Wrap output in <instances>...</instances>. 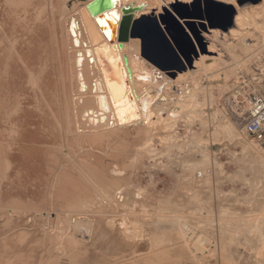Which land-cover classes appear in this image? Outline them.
<instances>
[{
  "label": "rangeland",
  "instance_id": "1",
  "mask_svg": "<svg viewBox=\"0 0 264 264\" xmlns=\"http://www.w3.org/2000/svg\"><path fill=\"white\" fill-rule=\"evenodd\" d=\"M193 1L196 2L193 3ZM261 1H180L186 6L180 5L177 7L178 10L183 13L200 12L204 18L203 20L186 19L187 22L195 24L198 37H195L185 25L181 24L187 33V39L182 40L181 45L183 50L188 52L191 64L188 63L183 53L178 52L177 54L181 62L191 70H197L193 65L202 57H205V63H213V67L210 70L201 71L197 79L202 87L206 86L213 93L214 98L201 104L199 112L202 115L194 117L190 122H186L184 116H181L175 126L169 129L170 135H172L169 141L177 142L174 145L168 143L167 146L162 147L164 144L158 140V142L155 141L159 131H153L152 147L154 151L140 149L139 145L130 142V131H117L105 137L99 149L91 150V154L100 157L101 163L106 164L109 169L115 165L122 169L121 174H118L117 177L123 178L128 183L129 194L126 203L130 204L131 201L137 200L139 203H144L148 210V213L141 212L138 206L132 210H123L126 213L127 226L130 224L135 226L138 234H141L140 236L147 241L132 243L107 236L105 238L109 243L107 247L102 244L104 242L102 232H105L103 231V220L106 216H110V213L113 214V209L109 210L111 211L109 214L105 210L110 204L105 203L106 199L101 197L102 195L97 190H91V185L89 187L79 185L71 188L67 186L68 188H66L65 184L69 178L74 175L77 178L75 170L66 164L67 162L71 163L72 159L74 160L76 153L71 154L70 160L65 157L63 149L60 148L55 149V155H51L49 147H58L56 142L54 143V139L51 144H48L51 146L41 147L49 133L47 129L51 126L53 118L50 116V110L56 111L55 98L57 95L55 94L59 82L63 94L66 93L64 90L67 93L69 91L67 90V81L62 82L64 75L62 76L60 68L61 61L64 62L63 64L67 62L66 53L63 57L61 55L65 52L61 0H53V11L43 12L39 17L36 10L40 7V0H32L31 5L27 8L23 7L20 3L21 0L18 2L0 0V162L6 158L12 164L11 168L7 170L8 176L0 182V201L4 204L7 203V206L0 207V264H7V262L8 264H38L40 259L46 258L49 247L47 231L54 227V217L56 218L58 214L49 211L43 216H34L32 211H27L25 208H13L11 204H20L26 199L39 201L45 194V190L51 188L53 182H58L56 188L57 195L60 197L73 198L77 190L83 191L82 193L95 192L99 196V198L90 196L88 201L93 206L84 211L95 223L92 227L95 228L93 234L89 236L87 233V236L85 230L77 233L78 235L75 237L79 238L76 239L69 253L61 246L59 251H52L55 256L63 258L62 264H130L133 261V264H141L143 258H146L147 261L153 259L150 264H195L197 262L202 264H226V262L229 264H256L257 259L260 258H257L255 251L261 248V243L253 241L252 247H246L244 236H246L247 223L240 222L238 218L247 214L257 199L264 198V190H251L245 181L253 177L254 172L250 168L252 165L257 164L261 169L264 168V143L257 142L247 135H243L244 138L239 140L236 137L224 138L221 134L212 136L211 133L226 121H230L239 133L243 132L242 121L231 110L228 103L231 89L238 74L243 70L235 69V75L233 74L234 76H231L229 81L226 82L224 79L225 74H232V70H230L232 54L240 57H243V54L239 49L231 51L229 44L235 43L236 40L229 35L224 38L222 34H229L230 29L235 28L234 23L230 26L228 22L232 13L235 17L238 10L250 11L252 8H257ZM142 6L145 8L146 5ZM207 9H209L212 18L211 25L205 18ZM169 11L174 14L172 8ZM257 20L260 19L256 18ZM181 22L183 21L181 20ZM211 30L218 31L219 39L210 36L212 35ZM86 38L92 43L95 39L94 33L89 32V36ZM170 42L175 48L172 41ZM246 42L252 43V38L247 39ZM208 47H211L212 50L208 51ZM148 50L162 62L166 64L171 62L168 54L165 51L161 52L155 42L149 43ZM213 59L216 61L214 62ZM254 59L253 56L248 64L249 71L243 73L252 72ZM65 70L67 71L66 68ZM178 72L181 73L183 70L166 71V74L177 80V76L180 74ZM27 83H31L32 86ZM173 89L177 90V86H174ZM199 100L201 101L202 98L199 97ZM46 104L48 107L45 106ZM207 114L212 115V118L210 117L209 122L205 124ZM32 137L33 139H31ZM119 138L125 139L120 143ZM251 140H254L262 148L259 157L249 148H244ZM60 142L62 144V140ZM36 146L40 150L34 152V155L38 156L32 157L29 155V151ZM80 150H76L78 154L82 152ZM157 151L159 152L155 153ZM203 151L208 152L210 157L218 164L220 163L219 166L223 169V171L215 172L212 178H208L212 172L210 166L194 168L191 166L193 162L202 158ZM48 155H51L52 159L48 160ZM189 173L194 176L195 185L199 184L200 187L195 199L191 196V191L188 190L189 185L187 181L184 182L183 178L184 174ZM258 179L264 183V173H260ZM182 183L186 185L184 186ZM91 188L93 189V186ZM137 192H139V197L136 196ZM105 196L108 198V195ZM159 206L166 209L165 212L170 210L168 215L181 213L184 216L183 219L186 221L181 226L190 238L189 240L182 237V242L179 243L178 240L176 244L172 240L171 231L168 233L170 240H162V242L158 239L161 234V226L156 224L157 217L159 218V215L156 214L159 211L156 212V210ZM223 209L226 211L224 214H222ZM195 210L198 212L194 213ZM193 213L201 215L194 219L191 216ZM204 213L210 214L213 219H206ZM30 217L33 218L30 219ZM81 219L84 221L86 216ZM98 221L101 223L99 224ZM135 222L137 223L135 224ZM47 223L49 226L46 225ZM148 225L150 226L147 227ZM109 231L114 232L113 229ZM145 232L147 233L145 234ZM82 240L86 241L82 242ZM156 249L160 253L159 256L163 257L159 263L154 261ZM185 252L187 257H183ZM261 262L264 260L261 259Z\"/></svg>",
  "mask_w": 264,
  "mask_h": 264
},
{
  "label": "bare ground",
  "instance_id": "2",
  "mask_svg": "<svg viewBox=\"0 0 264 264\" xmlns=\"http://www.w3.org/2000/svg\"><path fill=\"white\" fill-rule=\"evenodd\" d=\"M90 1L91 0H61L60 2L61 16L64 19L62 30L65 45V52L61 55L63 57L64 53H66L67 57L66 64H63L64 62L61 61L60 68L62 70V76L64 75L62 82L64 83L67 81V90L69 91L67 93V91L64 90L66 93L63 94L59 82L57 93L55 94L57 95L55 98L56 111L50 110V116H53L54 120L52 118L51 126L47 129L49 133L41 144V147L51 146L48 144H51L54 139V143L56 142L55 144L58 147H49L48 150L51 151V155H55V149L57 150L59 148L63 149L65 157L68 159L71 158V154L76 153L74 160L72 159L71 163L67 162L66 164H68V166L70 165L71 169L75 170L77 178L75 175L69 178L65 184L66 188L78 187L79 185L89 187V185H91L93 189L91 187L90 189L97 190V192L102 195L101 197L106 199L104 200L105 203L110 204L105 210L106 213L109 214L111 212L109 210L113 209V214L110 213V216L104 217L103 231L105 232H102V237L104 238L102 244L108 247L109 243L106 241L107 239H105L107 236L132 243L134 241L144 242L147 240L142 238V236H140L141 234H138L135 226L131 224L127 226L125 222L126 213H124L123 210H132L135 206H138L141 212L148 213L146 209L147 206L144 203L137 202V200L127 204V196L129 194V189H127L128 183L123 178L120 179L117 177L118 174H121L122 169L117 168L116 165L109 169L106 164L101 163L100 157L91 154V150L94 148L99 149L105 137L117 131H130V142L132 141L134 145H139L140 149H148L149 151H154L152 147L153 131H159L155 141L158 140L161 144H164L162 147L167 146L168 143L170 145L176 144L177 142L174 143L169 141L172 137L169 129L175 126L181 116H184L186 122H190L194 117L202 115V113L199 112L201 104L207 100L211 101L212 98H214L213 93L209 91L206 86L202 87L197 79L198 74H200L201 71L210 70L213 67V63H205V57H202L193 65L197 70H191L185 65L186 69L181 73L178 72L180 74H178L177 80H174L166 74V71L158 69L143 57L141 40L139 37H130L127 41L123 42H119L116 39V29L123 15V7H139V9H135L132 13L133 20L141 18L143 15L154 16L159 20L160 14L164 13L163 7L170 9L171 7H169L168 4L170 5L174 0H112L114 2L113 7H109L97 15H91L88 11L86 5ZM180 1L189 2L190 0ZM31 2L32 0H21L20 3L23 7H28ZM49 5L52 8L49 10L53 11L54 4L49 3ZM142 5H146L144 6L145 8H143ZM45 8L46 6L36 10L38 17L41 16L43 12H46ZM234 18L235 28L230 29L229 34H221L224 38L229 35L236 40L235 43L232 42L229 44V47L231 51L239 49L243 57L232 54V64L230 65L232 74H225L224 79L226 82L229 81L231 76L235 75V69L248 72L250 69L248 64L253 59V56L256 57L260 52L264 51V0L261 1V4L257 8H252L250 11L238 10ZM256 18L260 20L256 21ZM181 20L183 21L181 23H184V19ZM114 29L115 33L113 34L112 30ZM211 31L212 35L210 36L217 37V35H219V33H217L218 31ZM89 32H93L95 36L92 43L86 38L89 36ZM250 38H252L253 42H246L247 39ZM207 49L208 51L212 50L211 47ZM213 61L215 62L216 59H213ZM28 85H31V83ZM174 86H177V90L173 89ZM199 97L202 98L201 101ZM47 104L45 106H47ZM165 114L166 116H164ZM205 117H207L206 121H204L206 124V122H209V118H212V115L207 114ZM242 130L243 132L241 134L230 121H226L224 124L216 127L215 131L211 134L212 136L221 134L224 138L236 137L241 140L243 135H246L244 128ZM31 139H33V137ZM124 139L119 138L118 140L121 143ZM60 140H62V144L61 142L59 143ZM124 142L123 145L126 143ZM37 147L38 146L32 147L29 151L30 156H38L34 155V152L40 150V148ZM244 148H249L258 155V157L262 151V148H260L254 140L247 143ZM77 149H81L80 151L82 152L78 154V151H76ZM158 152L159 151L155 153ZM51 155H48V160L52 159ZM219 164L210 157L208 152L203 151L202 158L193 162L191 166L193 168L196 166H210L212 172L208 175V178H212L213 174L218 170L223 171ZM10 165L12 164H10L6 158L2 159L0 162V182L8 176L7 170L11 168ZM203 168L207 169L206 167ZM250 168L254 172L253 177L249 180L246 179V183L249 184L251 190H264V183L258 179L260 173H264V168L261 169L257 164L252 165ZM198 174L199 176L201 175L200 172ZM183 178L184 182L187 181L189 185L188 190L191 191V196L195 199L200 189L198 186L199 184L195 185L196 181L193 179L194 176L191 173L184 174ZM183 184L184 186L186 185L185 183H182V185ZM56 185H58V182H53L51 188L46 189L45 194H43L37 202L32 199H26L25 202L18 201L20 204H11L13 208H25L27 211H32V213L35 214L34 216H43L48 214L49 211L58 214L56 218L54 217V227L51 229L48 228L49 230L47 231L49 247L47 249L46 258L40 259L38 264H62L63 258L55 256L52 251H59V247L61 246L69 253L76 239L79 238L75 237L78 235L77 233L85 230V233H89L90 236L93 234V231H95V228H92L95 224L94 221H91L89 214H86L84 211L85 209L89 210L92 208L93 204L89 203L88 198L90 196L99 198V196L96 195L97 193H91L90 191L82 193L83 191L77 190L73 198H64L57 195ZM63 188H65V186H63ZM105 195H108V198ZM138 195L139 192L136 193V196ZM4 206H7V203L4 204L0 201V207L2 208ZM158 211L159 213L156 214L159 215V218L157 217L156 224L158 223V225L160 224L159 227L161 226L159 240H170L169 231L173 234L172 240L176 244L178 240L179 243L182 242V237L188 240L190 239L181 226V224L186 221V219H183L184 216H182L181 213L179 215L177 213H175V215H168L171 211L168 210V212H165L166 209L160 208V206L156 212ZM197 212L196 210L194 211V213ZM222 212V214H224L226 211L223 209ZM194 213L191 214L193 218H199L201 215ZM83 216H86L84 221L81 219ZM33 217H30V219ZM204 217L208 220L213 219L208 213H204ZM238 220L247 223L245 230L246 236H244L246 247H252L251 243L253 241L261 243V248L255 251V254L258 256L257 258H260L257 259L256 264H264V262H261V259L264 260V198L257 199L247 214L238 218ZM100 223L101 221L99 224ZM136 223L137 222H135V224ZM46 225H48V223ZM110 229H113L114 232H110ZM146 233L147 232H145V234ZM54 240L55 242H53ZM79 240L81 241V239ZM83 241L84 240H82V242ZM118 243L122 244L119 241ZM156 250L157 251L154 252V261L159 263L163 257H160L158 249ZM34 258L36 257L34 256ZM143 259L145 260V258ZM195 264L202 263L197 262ZM226 264L229 263L226 262Z\"/></svg>",
  "mask_w": 264,
  "mask_h": 264
},
{
  "label": "water",
  "instance_id": "3",
  "mask_svg": "<svg viewBox=\"0 0 264 264\" xmlns=\"http://www.w3.org/2000/svg\"><path fill=\"white\" fill-rule=\"evenodd\" d=\"M195 2L196 1H193V3ZM113 5L114 2L112 0H91L87 3L86 7L91 15H97L109 7H113ZM180 5L185 4H182L179 0H174V3L169 5V7L173 9L175 15L171 13L167 7H163L164 13L160 14L159 20L154 16L147 15L133 20L132 13L135 9H139V7H123V15L116 29V39L119 42H123L127 41L130 37H139L141 40L143 57L160 70L174 71L177 69L182 71L186 69L177 54L178 52L183 53L188 63L191 64V60L188 58V52L183 50L181 45L182 40L187 39V33L181 24L185 25L195 37H198V30L195 24L187 22L186 19L203 20L204 17L200 12L183 13L177 8ZM205 14L208 24L211 25L212 18L209 9L205 10ZM233 17L234 13L228 18L230 26L234 23ZM181 19H184V23H179ZM112 33H115V29L112 30ZM170 41H172L176 49L172 46ZM151 42H155L161 52L165 51L166 54H168L171 59L170 63L166 64L162 62L158 57L153 55V53L149 52L148 45Z\"/></svg>",
  "mask_w": 264,
  "mask_h": 264
},
{
  "label": "built area",
  "instance_id": "4",
  "mask_svg": "<svg viewBox=\"0 0 264 264\" xmlns=\"http://www.w3.org/2000/svg\"><path fill=\"white\" fill-rule=\"evenodd\" d=\"M228 103L242 121L245 134L264 143V51L255 57L252 72L238 74Z\"/></svg>",
  "mask_w": 264,
  "mask_h": 264
},
{
  "label": "crops",
  "instance_id": "5",
  "mask_svg": "<svg viewBox=\"0 0 264 264\" xmlns=\"http://www.w3.org/2000/svg\"><path fill=\"white\" fill-rule=\"evenodd\" d=\"M14 1H17V0H14ZM18 2V1H17ZM32 3V2H31ZM31 3H29V5L28 6H30L31 5ZM49 3L51 4H54L53 3V0H40V7H38V9H40L41 7L43 8L44 6H46V8H45V10L46 11H48L49 9H52L51 7H50V5H49ZM27 8V7H26ZM158 77V76H157ZM184 256H186V252L184 253V255H183V257ZM187 257V256H186ZM152 260L153 259H148V261H147V259L145 258V260L143 259V261L142 262H140L141 264H150V263H152ZM162 260V259H161ZM160 260V261H161ZM159 261V262H160ZM134 262V261H133ZM133 262H131L130 264H133ZM156 263V262H155Z\"/></svg>",
  "mask_w": 264,
  "mask_h": 264
},
{
  "label": "snow or ice",
  "instance_id": "6",
  "mask_svg": "<svg viewBox=\"0 0 264 264\" xmlns=\"http://www.w3.org/2000/svg\"><path fill=\"white\" fill-rule=\"evenodd\" d=\"M113 15H115V14H113Z\"/></svg>",
  "mask_w": 264,
  "mask_h": 264
}]
</instances>
